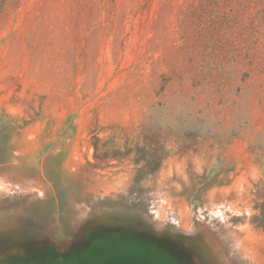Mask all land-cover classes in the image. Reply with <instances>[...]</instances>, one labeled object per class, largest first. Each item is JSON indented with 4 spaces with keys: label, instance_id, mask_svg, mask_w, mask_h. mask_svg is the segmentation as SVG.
I'll return each mask as SVG.
<instances>
[{
    "label": "rangeland",
    "instance_id": "1",
    "mask_svg": "<svg viewBox=\"0 0 264 264\" xmlns=\"http://www.w3.org/2000/svg\"><path fill=\"white\" fill-rule=\"evenodd\" d=\"M131 250L264 264V0H0V264Z\"/></svg>",
    "mask_w": 264,
    "mask_h": 264
},
{
    "label": "water",
    "instance_id": "2",
    "mask_svg": "<svg viewBox=\"0 0 264 264\" xmlns=\"http://www.w3.org/2000/svg\"><path fill=\"white\" fill-rule=\"evenodd\" d=\"M133 251H136V252H143V251H138V250H131V251H128V254H126V256L122 257L121 259H113L112 261L110 262H107L105 264H156L154 261H148V260H139L137 258H135L133 255H132V252ZM143 253H148L150 254L151 257L157 259V260H162V261H165V262H169L171 264H174L172 261L170 260H163L161 258H158V257H155L152 253L148 252V251H144Z\"/></svg>",
    "mask_w": 264,
    "mask_h": 264
},
{
    "label": "bare ground",
    "instance_id": "3",
    "mask_svg": "<svg viewBox=\"0 0 264 264\" xmlns=\"http://www.w3.org/2000/svg\"><path fill=\"white\" fill-rule=\"evenodd\" d=\"M141 254H144L143 252H140ZM146 254V253H145ZM150 255V254H149ZM155 259V258H154Z\"/></svg>",
    "mask_w": 264,
    "mask_h": 264
}]
</instances>
